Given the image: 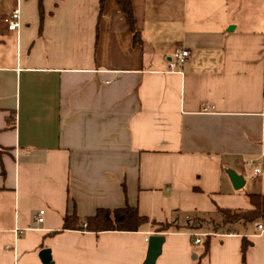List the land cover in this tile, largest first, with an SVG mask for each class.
I'll use <instances>...</instances> for the list:
<instances>
[{"label":"crops","instance_id":"crops-1","mask_svg":"<svg viewBox=\"0 0 264 264\" xmlns=\"http://www.w3.org/2000/svg\"><path fill=\"white\" fill-rule=\"evenodd\" d=\"M132 3L138 44L116 0L101 17L100 0H43V16L39 0H0V264H44L43 249L53 264H143L150 224L93 232L64 216L131 205L185 223L264 193L246 165L264 163V0ZM179 48L191 54L170 72ZM160 234L156 264H264L256 223L215 233L206 256L190 231Z\"/></svg>","mask_w":264,"mask_h":264},{"label":"trees","instance_id":"trees-1","mask_svg":"<svg viewBox=\"0 0 264 264\" xmlns=\"http://www.w3.org/2000/svg\"><path fill=\"white\" fill-rule=\"evenodd\" d=\"M106 1L107 0H100V17ZM116 1L122 7L129 19L134 44L140 43L142 38L136 25L132 0ZM39 8L41 15L43 16V0H39ZM246 196L252 205L249 209H235L217 206L214 215L199 216L196 219H188L185 223H180L177 220L157 221L155 219H150L148 216L141 214L137 207L126 205L125 207L115 209L100 208L94 215L88 216L83 220L79 217L77 212L74 211L73 213L64 216L62 229H78L81 227L93 232L110 230L138 231L144 225L150 224L151 227L159 233L187 230L191 232L193 238L196 237L197 233H205L201 237L205 238L202 240V243L204 246V256H206L210 252L211 238L215 233H235L236 228L239 226L264 222V193L247 192ZM250 245L251 242L244 235L241 247L243 260L246 258Z\"/></svg>","mask_w":264,"mask_h":264},{"label":"built area","instance_id":"built-area-1","mask_svg":"<svg viewBox=\"0 0 264 264\" xmlns=\"http://www.w3.org/2000/svg\"><path fill=\"white\" fill-rule=\"evenodd\" d=\"M4 21L8 27L9 30H16L20 27L21 21H20V14L18 10H13L11 13H9L5 18ZM191 51L187 48H179L174 51V53L169 57L167 62V69L170 72H174L176 70H179L180 66L186 62L188 57L190 56ZM204 110H209V106H205ZM264 114V111H263ZM246 165L250 168H252L253 174L255 176H258L263 173L264 171V163H258L257 160L251 159L246 161ZM44 210H40L37 221L42 222L44 220L43 218ZM256 228L259 231H264V222L256 223ZM202 234L197 233L195 237V243H201Z\"/></svg>","mask_w":264,"mask_h":264},{"label":"water","instance_id":"water-1","mask_svg":"<svg viewBox=\"0 0 264 264\" xmlns=\"http://www.w3.org/2000/svg\"><path fill=\"white\" fill-rule=\"evenodd\" d=\"M228 173L236 189H239L244 185L245 179L242 175H239L233 170H228ZM164 241V234L153 233L149 236L147 254L143 264H156V260L162 252ZM41 257L44 264H53L50 249H43Z\"/></svg>","mask_w":264,"mask_h":264},{"label":"rangeland","instance_id":"rangeland-1","mask_svg":"<svg viewBox=\"0 0 264 264\" xmlns=\"http://www.w3.org/2000/svg\"><path fill=\"white\" fill-rule=\"evenodd\" d=\"M247 181H248V184L246 185V188L250 189L251 188V178L247 177ZM263 190H264V188H263Z\"/></svg>","mask_w":264,"mask_h":264}]
</instances>
